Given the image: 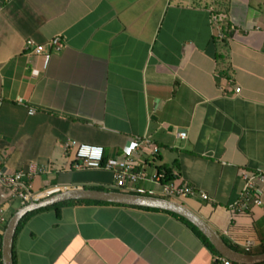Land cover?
Returning a JSON list of instances; mask_svg holds the SVG:
<instances>
[{"label":"crops","instance_id":"obj_1","mask_svg":"<svg viewBox=\"0 0 264 264\" xmlns=\"http://www.w3.org/2000/svg\"><path fill=\"white\" fill-rule=\"evenodd\" d=\"M58 35L48 62L25 49ZM0 135L9 171L46 166L30 180L35 191L117 189L111 170L76 169L65 144L101 145L106 162L147 137L159 151H136L145 179L133 192L161 196L154 178L170 168L211 198L183 204L235 250L264 253V186L261 205L230 209L242 174L264 169V0H0ZM216 255L168 212L95 203L40 211L13 244L15 264H216Z\"/></svg>","mask_w":264,"mask_h":264},{"label":"built area","instance_id":"obj_2","mask_svg":"<svg viewBox=\"0 0 264 264\" xmlns=\"http://www.w3.org/2000/svg\"><path fill=\"white\" fill-rule=\"evenodd\" d=\"M224 20L225 16L222 14L216 13L212 15V21L217 27V36L219 38L224 37L222 26ZM64 41L65 38L63 35L55 36L48 44H37L30 39L26 42L25 49L37 55L44 56L45 61L48 62L55 51L61 50ZM30 112L33 113L34 110H30ZM178 135L180 138L185 139L187 137V132L179 131ZM140 147L149 149L153 155H156L159 151V148L147 137L132 138L125 148L127 155L124 159L105 162V148L101 145L75 142L65 144V148L71 150L73 154L75 160L74 167L76 169L104 168L111 170L113 173L114 187L124 191H132L139 181L145 179L143 173L137 169L139 163L136 157H134L136 151ZM46 171V166L39 167L36 164H31L28 171H9L5 166L4 155L0 151V195L6 199L19 200L21 205H26L32 201L42 200L61 191L56 188H46L35 191L31 188L30 180L38 173ZM242 177L244 180V188L241 197L230 206L231 210L238 212L248 210L252 203L256 205L262 204L260 186H264V169L244 172ZM164 178V173H159L154 178V182L160 186V195L163 197L179 202L193 196H199L204 200L211 199L207 193L189 184L179 183L175 180V176L172 180L167 182L163 181ZM225 233L227 232L225 231ZM253 246H255L253 241H247L243 245V248L246 252H250ZM214 261L216 264H233L231 260L221 254L216 255Z\"/></svg>","mask_w":264,"mask_h":264},{"label":"water","instance_id":"obj_3","mask_svg":"<svg viewBox=\"0 0 264 264\" xmlns=\"http://www.w3.org/2000/svg\"><path fill=\"white\" fill-rule=\"evenodd\" d=\"M100 201L127 206H139L165 210L178 214L195 225L212 243L218 253L240 264H259L264 262V253L247 254L232 248L224 238L197 212L183 202L162 196L131 193L121 190H100L77 187L61 190L42 200L22 205L9 218L2 236V264H14L13 244L21 220L30 212L67 201Z\"/></svg>","mask_w":264,"mask_h":264},{"label":"trees","instance_id":"obj_4","mask_svg":"<svg viewBox=\"0 0 264 264\" xmlns=\"http://www.w3.org/2000/svg\"><path fill=\"white\" fill-rule=\"evenodd\" d=\"M159 173H164L165 175V178H164V182H167V181H170L174 178V175L171 171L170 168H164V169H160L159 170ZM86 188H93V189H100V190H120V189H113V188H108V187H104V186H88ZM121 191H124V190H121ZM125 192H131V193H136V192H133V191H125ZM142 194V193H140ZM163 197V196H162ZM166 198V197H165ZM78 203H95V204H102V205H121V204H114V203H107V202H100V201H80V200H74V201H67V202H62V203H59V204H55L53 206H50V207H47V208H43V209H40V210H37V211H33V212H30L28 213L27 215H25V217L21 220L18 228H17V231H16V235L17 233L19 232L20 228L23 226V224L34 214L40 212V211H43V210H47V209H51V208H54L56 209L58 212H60L61 208L65 205H68V204H78ZM121 206H127V205H121ZM128 207H135V208H144V209H149V210H157V211H164V212H168L174 216H176L177 218L183 220L189 227H191L193 229V231L217 254L218 251L216 250V248L212 245V243L209 241V239L195 226L193 225L190 221H188L187 219H185L184 217L178 215V214H175L173 212H169V211H165V210H160V209H154V208H147V207H139V206H128ZM6 227V225H5ZM15 235V236H16ZM2 236L1 235V238H0V245L2 244ZM0 264H2V254H1V248H0ZM15 264V262H14Z\"/></svg>","mask_w":264,"mask_h":264},{"label":"rangeland","instance_id":"obj_5","mask_svg":"<svg viewBox=\"0 0 264 264\" xmlns=\"http://www.w3.org/2000/svg\"><path fill=\"white\" fill-rule=\"evenodd\" d=\"M1 194V193H0ZM13 200H11V199H6L5 197H2L1 195H0V215H1V213H2V210L4 209V206H5V203H11ZM182 202L183 203H187V199H183L182 200ZM12 205H13V208L15 209V211L17 210V209H19L22 205H21V202L19 201V200H15L13 203H12Z\"/></svg>","mask_w":264,"mask_h":264}]
</instances>
